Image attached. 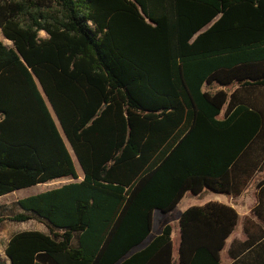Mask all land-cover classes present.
<instances>
[{"label":"trees","instance_id":"16d2710c","mask_svg":"<svg viewBox=\"0 0 264 264\" xmlns=\"http://www.w3.org/2000/svg\"><path fill=\"white\" fill-rule=\"evenodd\" d=\"M0 29V198L74 180L17 202L7 219L48 233L14 234L10 264H223L240 214L219 202L182 213L178 261L171 225L129 255L156 211L240 195L264 165V114L221 120L229 93L205 90L264 87V0H0ZM257 190L233 264H264Z\"/></svg>","mask_w":264,"mask_h":264},{"label":"rangeland","instance_id":"374dc122","mask_svg":"<svg viewBox=\"0 0 264 264\" xmlns=\"http://www.w3.org/2000/svg\"><path fill=\"white\" fill-rule=\"evenodd\" d=\"M0 35H1V29H0ZM47 35L45 33H41V37H46ZM2 37V35H1ZM3 42L8 47L12 46V43L8 40H5L3 37ZM225 89V90H231L232 86L223 87L219 84H214L211 87H206V91L210 92H216L218 90ZM227 104L220 115V119H225L226 114L228 112ZM74 160L77 163V160L74 156ZM79 175L81 176L80 180L83 177V173L81 168L77 165ZM73 182L72 179H63V180H57L51 183L47 184H39L30 188L21 189L18 191H15L13 193H10L2 198H0V219H4V221L1 224V231H0V264H7L8 258L5 253V246L7 244V241L12 237L13 234L25 232V231H46L47 227L45 225H39V224H31L28 222H13L7 218H10L16 214H19L21 210L17 206V202L21 199L37 195L40 193H43L45 191L57 188L62 186V184H66L67 182ZM215 199L221 200L224 199V201H227L228 196L224 194H218L211 190H206V192L200 196L194 195L193 193L189 192L185 198L182 200V202L178 205V207L170 212V213H162L160 211H156L155 213V221H154V229L151 234V236L144 242L143 245L137 247L134 249L129 256L135 254L136 252L142 250L145 248L155 237L160 235L164 229L165 225H171L174 229L173 232V241H174V257L175 260L178 261L179 257V245H180V224L179 220L182 215V213L191 206H202L207 202L214 201ZM178 264V263H177Z\"/></svg>","mask_w":264,"mask_h":264},{"label":"crops","instance_id":"0c3cea01","mask_svg":"<svg viewBox=\"0 0 264 264\" xmlns=\"http://www.w3.org/2000/svg\"><path fill=\"white\" fill-rule=\"evenodd\" d=\"M231 86H232L231 90L227 91V90L223 89V90L227 91L230 95V100H229L230 107L229 108L235 109V108H238L240 106H246L252 110H255V111H258V112L264 114V87H251V86L239 87L236 84L231 85ZM261 180H264V165H263V163H260V168L258 169L255 176L250 181L248 187L240 195H237V196L227 195L228 196L227 201H224V199H221V200L215 199L214 201H210V202H219L222 204L232 206L240 214L239 224H238L236 230L234 231V233L232 234V236L228 239L227 245H226L224 251L222 252L223 264H233L234 260L231 257V251L235 252L237 247L239 246V244L242 242H245L248 239V235L245 231L246 224L248 223V226L251 230V233L255 231L254 229L251 228V224L252 223L260 224V220L254 215L253 210L258 205V193L259 192L257 190V184ZM70 182L71 181H69L67 183H70ZM64 184H62V185H64ZM205 192L206 191H204L202 194H204ZM202 194H200V195H202ZM200 195H198V196H200ZM207 203H209V202H207ZM207 203H205V204H207ZM154 221H155V219H154ZM28 223L43 225L42 223H40L36 220L29 221ZM37 231L42 232V233H48V229H46V231H40V230H37ZM10 239L7 241V244L5 246L4 251H6V248H7V245L9 243ZM244 254H245V252L240 253L239 256L241 257ZM7 264H10V262L7 261Z\"/></svg>","mask_w":264,"mask_h":264}]
</instances>
